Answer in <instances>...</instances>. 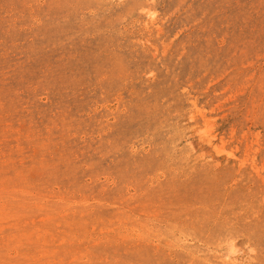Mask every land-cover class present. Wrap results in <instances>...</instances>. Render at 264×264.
I'll return each mask as SVG.
<instances>
[{"label": "rangeland", "instance_id": "obj_1", "mask_svg": "<svg viewBox=\"0 0 264 264\" xmlns=\"http://www.w3.org/2000/svg\"><path fill=\"white\" fill-rule=\"evenodd\" d=\"M0 264H264V0H0Z\"/></svg>", "mask_w": 264, "mask_h": 264}]
</instances>
